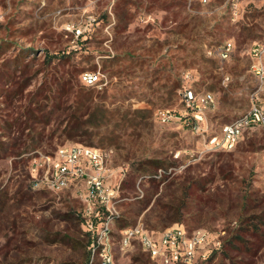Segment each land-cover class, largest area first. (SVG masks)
Segmentation results:
<instances>
[{
  "label": "rangeland",
  "instance_id": "1",
  "mask_svg": "<svg viewBox=\"0 0 264 264\" xmlns=\"http://www.w3.org/2000/svg\"><path fill=\"white\" fill-rule=\"evenodd\" d=\"M90 15L91 29L76 37ZM227 41L233 50L221 61ZM261 43L264 0H0V264H89L85 180L54 183L40 156L69 145L110 151L107 186L119 184L120 200L114 264H163L137 242L119 247V228L139 221L155 236L175 225L208 232L190 263L206 264L237 226L241 195L264 212V128L246 130L231 151L208 144L254 101L250 51ZM72 68L73 91H91L87 102L55 82ZM84 71L99 72L101 83L83 84ZM187 89L213 96L198 123L182 99ZM37 92L57 97L48 123L26 118ZM72 110L79 128L69 134ZM252 264H264V244Z\"/></svg>",
  "mask_w": 264,
  "mask_h": 264
},
{
  "label": "built area",
  "instance_id": "2",
  "mask_svg": "<svg viewBox=\"0 0 264 264\" xmlns=\"http://www.w3.org/2000/svg\"><path fill=\"white\" fill-rule=\"evenodd\" d=\"M206 2L207 0H201ZM96 19L90 15L77 28H74L76 37L82 35L85 30H90ZM233 50L231 41L224 42L217 50V56L221 61L227 60ZM249 71L256 81L252 93L254 100L244 114L221 126L220 135L212 136L208 144L212 149L231 151L235 148L240 137L246 130L264 128V105L258 103L259 96L264 94V43L255 45L251 51ZM81 82L87 86L99 85L102 75L99 72L84 71L79 76ZM182 99L185 107L197 123L202 120V106L213 103L210 93L201 96L192 90H184ZM163 121L171 118L168 110L160 112ZM200 127L194 126L197 131ZM48 167V172L53 171V182L65 184L64 179L83 178L86 183V209L83 229L88 232V256L89 264H114L113 235L120 214L117 205L118 186L109 190L107 179L110 177L108 160L110 151L99 150L90 146L69 145L56 150L55 156L40 155ZM119 247L128 248L133 242L141 245L142 249L152 258L158 259L163 264H190L198 249L210 242L211 235L204 230L186 231L181 226L175 225L157 234L148 231L142 222H136L120 228ZM217 242L208 249L217 247ZM207 253V252H206ZM206 253L198 258H205ZM202 256V257H201Z\"/></svg>",
  "mask_w": 264,
  "mask_h": 264
},
{
  "label": "trees",
  "instance_id": "3",
  "mask_svg": "<svg viewBox=\"0 0 264 264\" xmlns=\"http://www.w3.org/2000/svg\"><path fill=\"white\" fill-rule=\"evenodd\" d=\"M64 57V56H62ZM69 59L65 61L68 62ZM76 70L73 68L67 72L68 79L59 82L56 78L55 82L60 88V91L63 93H69V90L75 97L81 98L83 101L87 102L90 100L91 91L84 90H74L77 87V84L72 81ZM67 91V92H66ZM84 92V93H83ZM35 93L34 97L31 98L30 102L34 103V108H28L26 118L32 122L44 121L48 123L54 108H56V96H51L48 94ZM53 101L47 112H43L44 108L48 106V101ZM45 101L46 103H41ZM36 111L40 114H36ZM73 111V110H72ZM78 116L76 115V110L71 112L69 116L70 127L69 134H72L79 128L78 124L75 122ZM163 163L152 161L151 168L156 169L157 167L162 166ZM144 171H149L144 169ZM190 181V180H189ZM194 181H191V183ZM196 182V181H195ZM190 189V184L186 186L183 191L182 198L180 199L181 205L185 204L186 198L189 197L188 191ZM204 188L198 186L197 191H202ZM240 209L237 213V226L231 232V236L226 240L218 250H214L208 258L205 260L206 264H211L212 261L218 256L220 262L228 261L229 264H252L253 261L258 257V253L264 244L263 233L261 231V222L262 221V211L259 213H254L253 209L259 207L261 202L255 198H250L247 193H244L239 197ZM180 205V206H181ZM177 215H180V207H177L175 212ZM84 231V229H83ZM84 234L87 236L88 232L84 231ZM260 237V238H259ZM258 239V240H257ZM88 244V241H87Z\"/></svg>",
  "mask_w": 264,
  "mask_h": 264
},
{
  "label": "crops",
  "instance_id": "4",
  "mask_svg": "<svg viewBox=\"0 0 264 264\" xmlns=\"http://www.w3.org/2000/svg\"><path fill=\"white\" fill-rule=\"evenodd\" d=\"M200 2H202L201 0H200ZM203 3V2H202ZM188 17H190L191 18V16L189 15ZM192 20H193V18H192ZM257 45V44H256ZM120 229V228H119Z\"/></svg>",
  "mask_w": 264,
  "mask_h": 264
}]
</instances>
